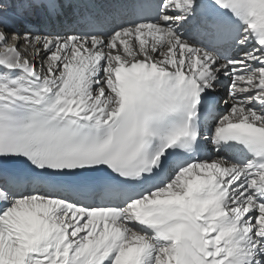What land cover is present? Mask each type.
<instances>
[{
  "label": "snow or ice",
  "instance_id": "obj_1",
  "mask_svg": "<svg viewBox=\"0 0 264 264\" xmlns=\"http://www.w3.org/2000/svg\"><path fill=\"white\" fill-rule=\"evenodd\" d=\"M0 264H264V0H0Z\"/></svg>",
  "mask_w": 264,
  "mask_h": 264
}]
</instances>
